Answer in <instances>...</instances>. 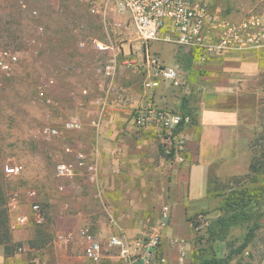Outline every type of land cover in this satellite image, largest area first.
I'll return each mask as SVG.
<instances>
[{
  "label": "rangeland",
  "instance_id": "1",
  "mask_svg": "<svg viewBox=\"0 0 264 264\" xmlns=\"http://www.w3.org/2000/svg\"><path fill=\"white\" fill-rule=\"evenodd\" d=\"M205 1L209 3L211 12L232 26L239 27L254 18L264 22V0ZM22 4L27 8L23 9ZM109 16L115 21L119 15L111 9ZM117 29L102 24L87 5L78 0H0V51L8 49L19 57L10 73L0 71V186L8 203L9 218L11 196L16 195L22 201L27 191L37 192V200L45 212V222L41 225L32 223L33 230L41 237L29 240V246L43 245L46 235L52 239L64 228H75L76 222H72L69 216L71 210H65L66 204L76 208L83 202L92 213L96 209L91 200L95 199L92 183L95 173L80 170L70 180L56 177L59 163L74 160L73 156L66 158L63 152L66 146L73 147L63 138L66 133H73L65 130L64 124L71 116L81 117L79 111L82 107L71 103L76 101V90L70 95L71 102H62L55 78L71 62L69 56L79 51L85 54L80 62L85 68L108 60L107 53L95 56L97 50L93 40L109 43V36L119 32ZM217 34L222 35V30L219 29ZM80 42H86V47L81 48ZM182 49L195 53L193 57H199L195 49ZM253 51L259 52L261 57L259 127L256 126L250 136L240 132L232 152L213 154L219 157L210 161L207 198L194 205V211L188 215L195 243L190 264L211 258L227 259L226 264H264V46ZM198 52L203 53L202 49ZM187 64L192 66L191 60ZM52 80L54 83L50 84ZM40 89L45 90L52 104L40 99ZM44 127L56 128L59 135L47 140L40 133ZM145 132L151 133L142 129V133ZM151 134L154 140L150 139L157 148L156 155L165 157L168 163L176 161L166 154L157 135ZM17 163L24 166V173L6 177L4 166ZM171 179V176H165L167 187ZM60 185L69 195L68 202L58 189ZM147 190L151 197H155L153 187L148 186ZM85 198H89L88 201ZM136 200L137 204L145 203ZM158 204L151 200L146 216L127 220L131 222L133 219L134 226H142L146 222L147 225L156 224L160 215L157 216L155 209L162 206ZM109 212H105V219L124 237V226ZM90 218L96 221L100 217ZM71 222L74 225L69 227ZM10 230L9 242L0 243V252L7 256L22 246L14 241L11 222ZM160 248L161 242L157 255Z\"/></svg>",
  "mask_w": 264,
  "mask_h": 264
},
{
  "label": "crops",
  "instance_id": "2",
  "mask_svg": "<svg viewBox=\"0 0 264 264\" xmlns=\"http://www.w3.org/2000/svg\"><path fill=\"white\" fill-rule=\"evenodd\" d=\"M114 19L115 22L123 21L120 16ZM151 49L165 66L180 70L185 86L179 89L162 84L154 93L146 92L143 80L151 74L150 66L140 65L141 58H137L133 67L123 66L120 57L113 82L123 90L126 102L117 99V94L107 96L101 90L106 79L98 72V67L107 60L98 66L85 68L83 63L80 64L85 54L79 51L69 56L72 64H67L55 80L62 102H71L70 95L76 90V101L71 103L82 107L79 113L83 128L63 136L73 146H66L63 152L66 158L74 157L66 152L68 148L85 152L89 160L96 164L97 171L92 176L95 199H91L96 209L92 213L83 202L76 208L66 204L67 211L71 210L69 216L72 222H76L75 225L71 222L69 227L74 225L75 228H64L52 239L46 235L43 245L29 246V240L41 237L33 230L32 224L13 229L14 241L22 244L25 251L8 256L0 252V261L15 264H124L119 259L118 248L107 245L111 236H121V233L105 219V212L110 211L120 221L124 226V237L134 242L145 233L147 222L134 226L133 219L129 222L127 218L146 216L152 200L158 205L164 202L162 206L168 205L172 210L170 223L161 232V248L155 262L190 264L195 243L188 215L194 211V205L207 198L210 161L219 157L213 154L232 152L240 132L250 136L256 126L259 127L261 57L259 52L233 50L213 52L207 56L195 50L199 57H193L196 55L193 52L160 41L152 42ZM104 53L110 57V53L99 51H95V56ZM189 60L192 66H187ZM84 89L89 95L82 94ZM103 99H106L109 108L96 129L90 121L98 116V103ZM149 103L171 111L191 113L193 124L184 131L187 150L183 162L168 163L165 157L156 155V145L150 139L153 138L152 131L143 134L142 129L134 126L133 109ZM166 175L172 177L169 187L166 186ZM148 186L154 188L155 197L150 196ZM88 199L85 198V201ZM135 200L145 203L137 204ZM162 206L156 207L157 216ZM27 211V207L18 212L10 210L11 224L16 213ZM95 215L100 217L96 221L90 218ZM90 221L93 224L88 223ZM87 224L103 243L99 262L86 257L84 245L76 233L77 228ZM70 234L73 239L66 240ZM60 235L65 239L60 240Z\"/></svg>",
  "mask_w": 264,
  "mask_h": 264
},
{
  "label": "built area",
  "instance_id": "3",
  "mask_svg": "<svg viewBox=\"0 0 264 264\" xmlns=\"http://www.w3.org/2000/svg\"><path fill=\"white\" fill-rule=\"evenodd\" d=\"M86 4L90 12L98 17L102 24L119 32L109 36V43L93 40L94 48L99 52L110 53L109 59L100 64L98 72L106 79L101 86L104 94H117V99L126 102L127 99L121 88L113 82L117 72L120 57L121 64L133 67L137 58H141L142 64H148L152 69L143 80V89L146 92L154 93L162 84H168L172 88L185 86L182 73L177 68L164 65L161 59L152 51L151 43L160 41L187 49H202L203 56L211 55L213 52L225 50L253 51L260 50L264 46V22L259 18L243 22L239 27L232 26L227 20H222L218 14L211 12L209 3L205 0H78ZM22 8L27 6L22 4ZM113 9L123 21L115 22L109 16ZM36 14V12H34ZM221 29L222 35L217 31ZM41 31H43L41 29ZM231 33V34H230ZM125 45L127 50H125ZM81 48L86 47V42H80ZM19 57L11 50L0 51V71L10 73L18 63ZM53 80L50 84H53ZM83 95H89L84 89ZM39 97L47 104L53 101L45 90H39ZM98 116L91 121L94 128H99L104 115L108 111V103L103 99L98 103ZM132 121L136 128L147 129L154 132L164 146L167 155H172L177 162H183L187 150V139L184 134L186 128L192 126L193 118L189 113L176 112L165 108H159L152 103L139 106L133 109ZM67 131H80L83 128L79 116H71L64 124ZM41 135L50 140L59 135V130L52 127H44ZM74 155L73 161L62 162L56 166V177L60 180H70L76 177L78 171L84 170L89 173H96V164L89 160L85 152L74 151L72 148L66 150ZM24 173V166L20 163L7 164L4 166L6 177H17ZM64 199L68 200L69 195L65 193L63 185L58 187ZM37 192L29 190L23 200L16 195L9 198V208L18 212L22 207L28 211L16 213L12 228H26L32 223L41 225L45 222V212L37 200ZM65 200V201H66ZM67 210V206H65ZM112 221L114 222L113 215ZM172 218L170 206L164 205L160 209L159 221L154 225H147L145 233L134 242H129L123 236H111L107 240L109 247L118 248L119 259L124 264H154L157 251L162 238V230L169 224ZM77 236L84 245L86 257L99 262L103 249L100 236L93 232L90 225L79 229ZM64 240L65 236H58ZM73 239V235L66 237V240ZM25 248L20 247L18 252H24ZM0 264H15L5 260Z\"/></svg>",
  "mask_w": 264,
  "mask_h": 264
},
{
  "label": "trees",
  "instance_id": "4",
  "mask_svg": "<svg viewBox=\"0 0 264 264\" xmlns=\"http://www.w3.org/2000/svg\"><path fill=\"white\" fill-rule=\"evenodd\" d=\"M168 156L172 157V155H168ZM10 232L11 230H10V218L8 215V203L7 200L5 199L4 192L0 186V243L9 242ZM226 263H227V259L224 258L202 259L199 262V264H226Z\"/></svg>",
  "mask_w": 264,
  "mask_h": 264
}]
</instances>
